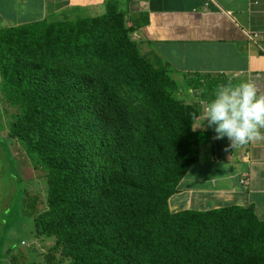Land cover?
I'll return each instance as SVG.
<instances>
[{
	"label": "trees",
	"instance_id": "trees-1",
	"mask_svg": "<svg viewBox=\"0 0 264 264\" xmlns=\"http://www.w3.org/2000/svg\"><path fill=\"white\" fill-rule=\"evenodd\" d=\"M134 31L115 9L1 29V93L18 111L4 139L11 204L56 239L47 264H264L253 207L170 211L199 159V113L171 96L176 82L139 54ZM10 140L45 173L46 209L27 201ZM9 242L6 264H26Z\"/></svg>",
	"mask_w": 264,
	"mask_h": 264
},
{
	"label": "crops",
	"instance_id": "crops-1",
	"mask_svg": "<svg viewBox=\"0 0 264 264\" xmlns=\"http://www.w3.org/2000/svg\"><path fill=\"white\" fill-rule=\"evenodd\" d=\"M201 1L0 0V31L48 18H97L115 9L128 27H135L133 38L145 52H151V43L158 44L189 74L222 75L226 79L221 85L251 82L264 92V0H216L209 10L201 8ZM254 33L259 36L255 42L249 36ZM176 73L169 79H176ZM236 73L239 76L232 79ZM192 94L188 99L201 103V115L194 121L201 134V154L170 198L171 211L252 206L264 221V141L228 150L227 137L216 139L214 126H208L206 103Z\"/></svg>",
	"mask_w": 264,
	"mask_h": 264
},
{
	"label": "rangeland",
	"instance_id": "rangeland-1",
	"mask_svg": "<svg viewBox=\"0 0 264 264\" xmlns=\"http://www.w3.org/2000/svg\"><path fill=\"white\" fill-rule=\"evenodd\" d=\"M49 21H56L48 18ZM151 48L164 60H168L176 70V82L177 90L179 93H175V97L182 99L181 96L192 98L194 95L189 94V86L187 75L184 73L180 64L176 60L170 59L164 49L158 44L151 43ZM154 63L157 62V58L153 57ZM217 89L210 90L207 100H212L217 93ZM184 92V93H183ZM18 114V111L12 108L9 103L4 99L1 93V77H0V264H6L8 256L7 250L4 246L10 244L9 241L15 242L19 245V248H23L26 251H17L16 256L20 253L27 259L26 264H47V255L54 245L56 239L39 238L34 233V222L31 219L27 221V218L21 216L19 211L20 202L11 204L15 196V190L12 182L15 180V175H12V163L8 159L6 153L5 138H9L11 121L14 119V115ZM10 146L14 155V165L16 166V172L22 181V188L26 191L25 197L29 203L35 201V209L47 208V179L45 173L42 170H38L34 167L32 161L25 153L24 149L17 140H10ZM30 210V208H27ZM3 237L4 239H1ZM22 241H25L27 245L21 246ZM38 242V243H37ZM6 257V258H5Z\"/></svg>",
	"mask_w": 264,
	"mask_h": 264
},
{
	"label": "clouds",
	"instance_id": "clouds-1",
	"mask_svg": "<svg viewBox=\"0 0 264 264\" xmlns=\"http://www.w3.org/2000/svg\"><path fill=\"white\" fill-rule=\"evenodd\" d=\"M215 3L216 0H203L201 1L200 4H201V8L203 7V9L209 10L211 4H215ZM134 32L131 35L132 39L138 45L139 54L143 58H145L147 62H149L156 68L167 70L169 75H171L173 72H176L173 65L168 60H164L163 57H160L158 54H156L152 48H151V52H145L144 49L142 48L141 43L137 42L138 39L133 38ZM258 37L251 38L250 40L255 42ZM153 57L157 58V62L154 63ZM184 73L187 75L186 80L189 81L188 82V86L190 89L189 94L193 95L192 92H194V94L199 100L206 103L204 105V113H206L205 119H207L208 121V126L209 127L214 126V130L217 133L216 139L227 137L228 150L242 149L245 148V146H251L252 141H264V92H261L256 87V85H254L251 82H240L237 85H234V82H229L227 84L221 85L220 82L223 79H226V77L222 75H220L219 78H213L209 75L201 76L200 73L189 74L185 71ZM238 76L239 73H236V75L233 76L232 79H235ZM173 80L176 82V79ZM208 83H210L212 87H214V89L218 90L214 98L210 101L207 100L210 89L207 91L205 95L203 90L204 85H207ZM177 89L178 88L176 82V86L174 90ZM181 98L182 99H178V98L177 99L182 101L186 105H190L193 108L197 109L199 113L197 116L201 115V103L199 101L192 103L188 99L189 98L188 95H186V97L181 96ZM197 116H195V119ZM194 121H193V128H194ZM200 154H201V144H200ZM199 159H200V155H199ZM197 162H195L194 164H196ZM242 182L248 183V179L244 178ZM169 200H168V205H169ZM228 206H233V205H228ZM228 206H224V207H228ZM237 206H241V205H237ZM243 207H249V206H243ZM215 209H219V208H215ZM188 210H195V209H187L183 211H188ZM209 210H214V209H209ZM197 211H208V210H197ZM171 212L178 213L173 211ZM45 239H51V238H45ZM21 245H27V244L25 241H22ZM54 245L52 246V248L54 247ZM49 253L47 257L49 256Z\"/></svg>",
	"mask_w": 264,
	"mask_h": 264
},
{
	"label": "bare ground",
	"instance_id": "bare-ground-1",
	"mask_svg": "<svg viewBox=\"0 0 264 264\" xmlns=\"http://www.w3.org/2000/svg\"><path fill=\"white\" fill-rule=\"evenodd\" d=\"M204 13H206L204 10H202ZM250 36V38H256V37H258V34H251V35H249Z\"/></svg>",
	"mask_w": 264,
	"mask_h": 264
}]
</instances>
